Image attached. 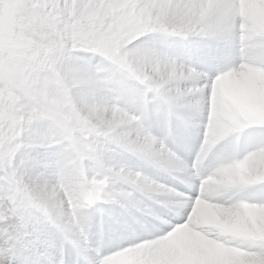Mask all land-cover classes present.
<instances>
[{"label":"clouds","instance_id":"obj_1","mask_svg":"<svg viewBox=\"0 0 264 264\" xmlns=\"http://www.w3.org/2000/svg\"><path fill=\"white\" fill-rule=\"evenodd\" d=\"M187 5L0 0L5 19L10 7L20 10L14 28L0 25V222L40 258L90 264L116 239L183 207L180 188L193 179L204 187L248 156H264V145L246 141L243 122L193 113L195 130L173 131L161 100L201 96L204 56L227 51L242 64L264 54V33L229 19L209 25ZM124 88L142 95L141 109L123 101ZM97 178L107 184L90 199Z\"/></svg>","mask_w":264,"mask_h":264},{"label":"snow or ice","instance_id":"obj_2","mask_svg":"<svg viewBox=\"0 0 264 264\" xmlns=\"http://www.w3.org/2000/svg\"><path fill=\"white\" fill-rule=\"evenodd\" d=\"M149 2L163 3V0H149ZM187 6L209 25L223 19L242 21L239 0H188ZM241 25L238 26L241 27ZM238 37L239 33L235 29L229 31L225 36L226 45L236 46ZM5 47L11 50L15 47V42L12 39H7ZM245 59L249 63L264 65V54ZM202 64L201 83L204 88L199 98L186 100L182 96H177L161 100V104L168 109V117L172 121L173 131L177 134L195 130L197 125L191 119L193 113L202 120H206L209 114L218 120L213 111V85L218 77L238 67L240 60L227 51L216 50L204 56ZM121 94L127 105L135 110L141 109L143 98L138 91L124 88L121 90ZM151 123L153 130L158 134V122L153 118ZM245 138L251 145H264V126L248 127ZM254 158V156H248L239 162L249 163ZM128 160L133 162V158L130 156ZM180 191L187 201L183 207L173 212L162 213L157 220L148 223L145 227L138 228L134 233H128L124 237L116 239L112 247L91 258L90 264H108V253L117 249L126 251L145 242H162L178 227L184 225L189 219L195 202L202 195L201 180L193 179L186 186H182ZM237 202L264 206V181L250 186H240L236 189L233 203ZM53 226L64 227L59 220L53 221ZM238 247L248 254L247 264H264V240H249ZM0 264H58V257L52 255L47 260L40 258L0 222ZM65 264H73L72 259L66 257Z\"/></svg>","mask_w":264,"mask_h":264},{"label":"bare ground","instance_id":"obj_3","mask_svg":"<svg viewBox=\"0 0 264 264\" xmlns=\"http://www.w3.org/2000/svg\"><path fill=\"white\" fill-rule=\"evenodd\" d=\"M22 3L23 0H19V4ZM239 4L241 27L246 31L264 33V0H239ZM213 100L214 115L222 125L241 123L239 117L245 116L246 111L264 109V72L240 64L217 78L213 85ZM261 181H264V156L255 157L249 163L237 162L225 170L219 179H214L202 187L201 197L195 202L188 221L182 225L192 231L187 230L181 236L180 226L167 236L174 244L173 248L180 251L188 247L183 245L187 237L196 236L195 240L191 237L189 241H197L198 249L185 254L184 259L178 264H247L248 254L235 242L264 239V206L233 203V200L236 189L240 186H250ZM220 209H224V214L212 216L210 220L203 219L206 213L218 214ZM193 215L202 225L218 226V230L212 229L211 233L205 236L204 230L199 231L195 228L197 226ZM249 217L252 218L250 226ZM228 232L235 236L243 235V239L233 241L232 237L229 239L226 235ZM207 244L209 246H205ZM230 253L236 254L237 257ZM156 256L160 257L161 254ZM230 259H233L232 263L228 262ZM110 260L123 259L118 256Z\"/></svg>","mask_w":264,"mask_h":264},{"label":"rangeland","instance_id":"obj_4","mask_svg":"<svg viewBox=\"0 0 264 264\" xmlns=\"http://www.w3.org/2000/svg\"><path fill=\"white\" fill-rule=\"evenodd\" d=\"M9 3L13 4V5H18L19 0H9ZM19 11L20 10L18 8L16 10L15 7H10L9 9H7L6 19H5L4 14L2 12H0V25L4 24L6 22L10 28H14L18 14H19ZM241 65L249 66V67H252L254 69H258V70H261L264 72V65H261V64L245 62V63H242ZM233 109H235V105H234ZM249 111H250V113H249ZM249 111H246L247 114L245 116L241 115L239 117L240 120L243 123L248 124V125H253L256 127L264 126V109H259L258 111H257V109H250ZM92 183L95 185L94 191H92L91 193H86V195L90 199L93 197L98 198L102 195V193L104 191V187L107 184V179L106 178H97V179L93 180ZM228 206H230V204ZM222 214H224V209H220V212L218 214H214V215H212L211 213H206V215L203 217V219L210 220L212 218V216H220ZM193 219L196 221L195 223H196L197 227H195V228L198 229L199 231L204 230L205 236H208V233L209 232L211 233L212 229H213V231H217L219 228L218 226H214V225L213 226L207 225V224L202 225L201 222L199 223V221L197 219H195L194 215H193ZM250 219H252V218L249 217L248 226H250ZM244 220H246V218ZM240 224H243V223L240 222ZM202 226H204V227H202ZM180 228H181L180 229L181 236L185 231L190 230V229H187L186 227H183V226ZM215 228H217V229H215ZM190 231H192V230H190ZM229 232H233V231H229ZM229 232L226 234V235H228L229 239L231 237L233 238L232 239L233 241L236 239H243V235L235 236ZM191 237H193V239H194L196 236L195 237L191 236ZM191 237H189V238L187 237L188 240L186 238L185 243H183L184 246H188V247L183 248V250L185 252L180 251L177 248H173L174 244L168 240V237H166L162 242H159V243L145 242L144 244L139 245L133 249L126 250V251L122 252L121 254H119V256H121L124 261L123 260H117V261L109 260L108 264H178V263H180V261L182 259H184L185 254H188L190 251H195L198 249L197 241H189ZM197 237H199V236H197ZM209 244H207L205 246H209ZM156 254H161V256L157 257ZM230 254L237 257L236 254H233V253H230ZM228 262L232 263L233 259H230Z\"/></svg>","mask_w":264,"mask_h":264}]
</instances>
